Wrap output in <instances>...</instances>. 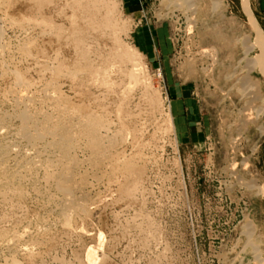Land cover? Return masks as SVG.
I'll list each match as a JSON object with an SVG mask.
<instances>
[{
    "label": "rangeland",
    "instance_id": "obj_1",
    "mask_svg": "<svg viewBox=\"0 0 264 264\" xmlns=\"http://www.w3.org/2000/svg\"><path fill=\"white\" fill-rule=\"evenodd\" d=\"M94 1L0 0V264H89V250L94 264H260L264 196L248 184L264 185V115L240 87L257 37L243 1L105 0L117 37ZM126 48L138 58L117 61ZM23 110L68 127L70 160L19 134Z\"/></svg>",
    "mask_w": 264,
    "mask_h": 264
},
{
    "label": "bare ground",
    "instance_id": "obj_2",
    "mask_svg": "<svg viewBox=\"0 0 264 264\" xmlns=\"http://www.w3.org/2000/svg\"><path fill=\"white\" fill-rule=\"evenodd\" d=\"M223 1L224 0H213L216 9H220L222 7ZM242 1H243L244 9L248 15V18L250 19L252 28H253L254 32L256 33L257 37L254 38L252 36H247L245 39L242 40V47L246 52V67L245 68L247 69V74L244 78L241 79L240 87L242 89L243 94H245L247 96V98L250 99V104H253V102L255 103V101H258V100H261L263 102V106H256V108H255L258 111V115L260 116L261 114L264 115V94L262 91V84L259 80H254V78L251 76V74L257 69H261L263 71V74H264V34L262 32L263 30L261 29L259 24L256 22L255 18L253 17V14H252L251 9L249 7V0H242ZM93 4L95 7V9H93L94 10L93 12L98 13V14H103L102 15L103 16L102 17L103 22L105 23L107 28H110L114 32L113 34L115 35V37H117L116 33L118 30V26H117L116 21L114 19V9H115L114 7H115V5L113 7L111 2H105V0H95L93 2ZM77 42H79L78 44L81 43V41H77ZM255 47H258L261 50V54L254 56V57H251V54L255 51ZM138 56L139 55L137 54V52H135V50L131 49V48H126L124 51L118 50L117 52L114 53L115 59L119 62H122V63L131 61L135 58H138ZM138 66L139 65L135 64V67H138ZM138 70L139 69H133V71H131L129 73V76L134 81H136L138 79V75H139ZM21 99H22V97H21ZM24 101H25V99H24ZM20 102H21V100H20ZM252 108H254V107L252 106ZM17 114H18L17 117H19V120H21V122H22V127L18 131L22 137L26 138L27 140L30 139V141H32V140L38 141V143H39V142L43 141L45 137L51 136L52 141L51 142L45 141L46 145L48 147H51V149L58 150L60 152V158L63 161L70 160V154L72 151H74L75 144H74V136L72 135V133L68 129V127L61 126L62 124L61 125L56 124L57 123L56 120H55L56 123L51 122V120L48 118H46V119L43 118L44 120L39 123V120L34 118L36 116H34V115L32 116L31 115L32 113H29L26 110H23ZM247 116H249V115H247ZM61 120H60V122H62ZM52 123H54L56 125H54ZM63 124H65V123H63ZM93 124L94 125H92V123H89V125H88L89 127H87L86 129L83 128V130L82 129L81 130L84 133H86L87 136L89 137L90 148H92V149L96 150V152H98L102 148V146L100 144L99 137L97 136V132H96V126H98L99 124H96V123H93ZM68 125H70V124H68ZM260 128H262V131L264 133V123L262 124V126ZM79 132H81V131L79 130ZM11 146H13V145H11ZM94 154H96V153H94ZM67 166H66V168H68ZM70 167H72V166H70ZM1 168H3V167H1ZM1 168H0V181L2 180V178L4 176V173L2 172ZM66 168L63 170L62 173L61 172L60 173L58 172V174L56 173L57 175L55 177H56V180L58 181L56 185H58L57 188L59 189L60 192H62L63 194H66L68 196H71L74 194V187L69 185L68 176L70 175V173L68 174V171H67L68 169H66ZM127 168H130V164L127 165ZM70 170H72V169H70ZM67 174H68V176H67ZM16 176L17 175L14 174V178ZM49 176H50V174H49ZM50 177H52V176H50ZM242 183L243 184L246 183V180H242ZM248 189L256 192L258 195L264 196V185L260 186L257 182H252V183L248 184ZM67 208H68V210H75L76 208H78V205H76L75 203H70V205ZM245 228H246L245 234L248 236L249 239H252L255 232H256V226L254 224V221L250 220ZM101 237H102V235H101ZM249 243H251V242H249ZM251 247L254 249V251L256 253L255 254L256 260L260 264H264V257L262 256V254L258 250V244L252 243ZM86 259H87V262L89 264H94L95 260L97 259L96 253L93 250H89Z\"/></svg>",
    "mask_w": 264,
    "mask_h": 264
},
{
    "label": "crops",
    "instance_id": "obj_3",
    "mask_svg": "<svg viewBox=\"0 0 264 264\" xmlns=\"http://www.w3.org/2000/svg\"><path fill=\"white\" fill-rule=\"evenodd\" d=\"M126 5L134 6L135 4L140 6L142 4L141 0H124ZM255 2V11L259 15V19L264 28V0H254Z\"/></svg>",
    "mask_w": 264,
    "mask_h": 264
}]
</instances>
